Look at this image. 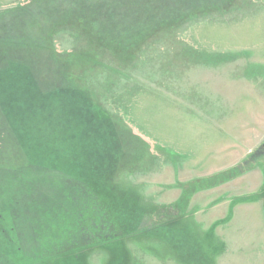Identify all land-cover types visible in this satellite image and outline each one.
Segmentation results:
<instances>
[{"label":"rangeland","instance_id":"1","mask_svg":"<svg viewBox=\"0 0 264 264\" xmlns=\"http://www.w3.org/2000/svg\"><path fill=\"white\" fill-rule=\"evenodd\" d=\"M101 135L124 207L38 249ZM263 142L264 0H0V216L34 243L0 264H264Z\"/></svg>","mask_w":264,"mask_h":264},{"label":"trees","instance_id":"2","mask_svg":"<svg viewBox=\"0 0 264 264\" xmlns=\"http://www.w3.org/2000/svg\"><path fill=\"white\" fill-rule=\"evenodd\" d=\"M5 26V24H2ZM1 25V26H2ZM5 27H1V29H4ZM6 38L9 39V37L6 35ZM97 133V132H96ZM97 134L93 135V137H96ZM102 142L97 140L95 138L94 140H91L93 147L96 148V150L92 151L91 146L88 149V151H82L79 155H76V157L82 161V156L84 158V161H82L83 168H86L88 170L87 176H83L82 182H83V188L80 198L78 200L73 199L70 195L67 196V205L69 209V213H65V216L61 213L57 216L56 211H54L52 208H48L46 206V211L52 216L55 220V222L58 225V228L62 231L68 232V229L70 227H73V224L75 226L74 231H78V229L82 225H89L88 227H85L83 230H79V233L85 232L86 234L91 233H98L101 234L100 226H103V224H99L100 218L103 216H98V214L105 213L106 209L118 208L119 206H122L124 204L123 199L125 201L124 195L119 190V192H116L114 187L110 184L112 180H107L105 175L101 172V168L110 170L113 168L108 163H112L115 160L111 161L108 160L112 156L110 153V148L103 146V136H100ZM74 155V154H73ZM71 160V159H70ZM103 164V167L98 165L97 163H94V161ZM108 166V168H107ZM90 177V178H89ZM95 178V179H94ZM111 179V178H110ZM82 199H86V204H82ZM80 205H82L80 207ZM80 207V208H79ZM77 211L81 212V216H77ZM75 215V223L74 219H71V223L69 221V216ZM95 216V219L93 218ZM66 234V233H65ZM67 235V234H66ZM90 240L86 242V246L90 245H96V243L101 242L102 240L97 238L96 236L93 238H89ZM90 244V245H89ZM77 242L76 245L77 246ZM79 246V245H78ZM81 247V246H80ZM76 249V247H74ZM10 251V255L14 256L17 255L16 259H18V256L20 259H23V256L19 254L18 249H4ZM58 252V251H57ZM56 252L51 253V256H55ZM15 264H26V261L23 260L21 262H18L16 260Z\"/></svg>","mask_w":264,"mask_h":264},{"label":"crops","instance_id":"3","mask_svg":"<svg viewBox=\"0 0 264 264\" xmlns=\"http://www.w3.org/2000/svg\"><path fill=\"white\" fill-rule=\"evenodd\" d=\"M77 184H79V193H82L84 190L83 188V182L82 179L77 178ZM30 185L26 184V191L30 193ZM37 201L36 199H29L27 202ZM40 202H42L41 199H39ZM30 208H32V204H29ZM42 206V205H41ZM2 214L0 216V249H34V243L32 240L27 241V239H24L19 233L20 228L19 224L21 223L19 219L22 217L24 219L23 213H20L18 210H9L7 208L6 210H2ZM14 213V217L12 216V213ZM41 217L45 220L42 221V224L40 226H36L34 229V225L30 228L31 231L34 232L37 237L43 241L47 246L48 249H45L44 247H40L38 249L40 250H63V249H72L74 248L72 241H68L65 238L64 231L60 230L58 228L57 223L55 222L54 218L50 216L48 211L41 210ZM18 214H20V217H18ZM220 214V212H219ZM186 216H189L187 214H182L179 218H182L181 221L186 222ZM223 215L221 214L220 217ZM70 217V216H69ZM72 218V217H71ZM74 219V218H72ZM36 220L37 222H40L41 220L38 219H29L25 220L26 222H34ZM185 224V223H184ZM65 241H67L68 245H65ZM29 243V245H28Z\"/></svg>","mask_w":264,"mask_h":264},{"label":"water","instance_id":"4","mask_svg":"<svg viewBox=\"0 0 264 264\" xmlns=\"http://www.w3.org/2000/svg\"><path fill=\"white\" fill-rule=\"evenodd\" d=\"M263 144H264V142H263Z\"/></svg>","mask_w":264,"mask_h":264}]
</instances>
